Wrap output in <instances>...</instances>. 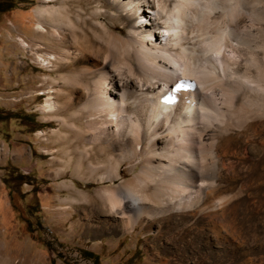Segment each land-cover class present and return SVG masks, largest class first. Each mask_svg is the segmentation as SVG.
<instances>
[{"label":"bare ground","instance_id":"1","mask_svg":"<svg viewBox=\"0 0 264 264\" xmlns=\"http://www.w3.org/2000/svg\"><path fill=\"white\" fill-rule=\"evenodd\" d=\"M43 3L34 14L50 59L40 61L49 71L63 72L56 76L60 89L46 91L60 104L48 97L44 107L62 114L56 119L67 132L60 136L64 149L76 153L77 162L90 151L105 158L109 180L119 177L122 164L138 167L129 180L95 191L99 204L110 213L129 214L120 222L123 232L142 219L150 231L159 219L171 230L199 218L208 227V246L225 237L221 230L235 239L243 228L236 230L233 198L222 194L220 183L253 173L223 168V158L238 147L222 140L249 129L246 140L260 138L264 146V0ZM86 57H92L91 66L78 68ZM176 81L179 88L171 86ZM187 82L191 91L183 94ZM256 223L244 234L252 242L264 232V221ZM243 236L235 262L256 264Z\"/></svg>","mask_w":264,"mask_h":264},{"label":"rangeland","instance_id":"2","mask_svg":"<svg viewBox=\"0 0 264 264\" xmlns=\"http://www.w3.org/2000/svg\"><path fill=\"white\" fill-rule=\"evenodd\" d=\"M0 1L4 2L2 8L12 7L0 12V263L219 264L224 258L221 264H237L234 256L238 236L245 234L248 224L253 227L264 221V163H258L264 157V146L260 138L247 141V129L226 134L222 140L223 145L238 147L236 154L223 158V168L238 174L253 173L251 178L220 183L222 194L233 198L236 230L243 228L239 235L236 231L232 235L236 240L220 229L225 236L219 241L221 246H208V227L199 218L171 230L164 219H159L150 231L146 219H142L133 230L123 232L120 222L124 224L129 214L110 213L99 204L95 191L129 180L138 167L132 170L122 164L117 170L119 177L109 180L111 173H107L105 158L90 151L87 158L77 162L79 156L64 149L60 136L67 132L57 121L62 114L48 112L44 107L48 97L60 104L57 95L49 96L46 91L49 87L60 89L57 77L63 72L49 71L40 61L50 59V49L42 44L34 14L44 6L43 0ZM70 11L74 13V7ZM120 27L125 32L124 26ZM92 61V57H86L77 67L88 68ZM52 78L55 82L50 81ZM183 86L181 92L188 94L190 83ZM76 91L70 93L72 99ZM244 160L255 165L249 168ZM216 222L229 230L235 227L222 220ZM261 234L255 244L251 237L243 236L249 259L256 264L259 260L264 264V232Z\"/></svg>","mask_w":264,"mask_h":264},{"label":"trees","instance_id":"3","mask_svg":"<svg viewBox=\"0 0 264 264\" xmlns=\"http://www.w3.org/2000/svg\"><path fill=\"white\" fill-rule=\"evenodd\" d=\"M2 3L4 4V2L0 1V12H4V11H8L9 9H11V6H8L7 8H2ZM8 4V3H7ZM89 258L93 259L94 261L96 260L95 256H92L91 254H86Z\"/></svg>","mask_w":264,"mask_h":264},{"label":"snow or ice","instance_id":"4","mask_svg":"<svg viewBox=\"0 0 264 264\" xmlns=\"http://www.w3.org/2000/svg\"><path fill=\"white\" fill-rule=\"evenodd\" d=\"M177 88H179V85H177Z\"/></svg>","mask_w":264,"mask_h":264}]
</instances>
